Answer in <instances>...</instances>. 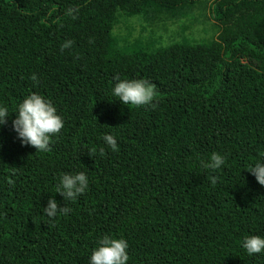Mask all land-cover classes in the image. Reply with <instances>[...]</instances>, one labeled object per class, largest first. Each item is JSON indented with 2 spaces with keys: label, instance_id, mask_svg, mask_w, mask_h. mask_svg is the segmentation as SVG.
<instances>
[{
  "label": "trees",
  "instance_id": "1",
  "mask_svg": "<svg viewBox=\"0 0 264 264\" xmlns=\"http://www.w3.org/2000/svg\"><path fill=\"white\" fill-rule=\"evenodd\" d=\"M196 10L215 38L158 46L115 30ZM114 76L151 82L152 103L122 104ZM32 92L64 122L46 152L11 124ZM0 106V264H89L105 234L126 239L127 264H264L241 246L264 236V186L248 171L264 150V0H0ZM213 151L226 162L205 169ZM80 171L88 188L63 199L59 176ZM49 198L70 211L49 219Z\"/></svg>",
  "mask_w": 264,
  "mask_h": 264
},
{
  "label": "clouds",
  "instance_id": "2",
  "mask_svg": "<svg viewBox=\"0 0 264 264\" xmlns=\"http://www.w3.org/2000/svg\"><path fill=\"white\" fill-rule=\"evenodd\" d=\"M73 9H68L71 15ZM71 40H66L60 45V49L70 48ZM36 81L37 77L33 73L30 77ZM116 81L111 89L114 97L126 105L139 107L152 103L155 96V86L146 79H120L114 76ZM15 117L12 119V128L17 134L20 143L33 146L36 151L46 152L49 147L50 139L57 134L63 127L64 122L57 113L54 104L43 95L32 92L26 95L17 105ZM8 109L0 106V125L5 123L8 117ZM104 143L113 151L117 150V140L111 133H105L102 137ZM101 154L104 149H100ZM226 162V154L213 151L207 162H201L205 169H220ZM248 171L255 177V180L264 186V150L258 153V159L249 166ZM215 183V177H212ZM88 177L82 171L73 173H63L59 176L57 193L61 194L65 200H75L88 188ZM44 214L49 219H55L58 214H67L70 209L61 206L54 198H49L43 206ZM241 246L248 255L264 252V236L245 235L242 238ZM129 245L123 237L116 238L105 234L98 238L95 247L90 252L89 264H127L129 255L127 252Z\"/></svg>",
  "mask_w": 264,
  "mask_h": 264
},
{
  "label": "rangeland",
  "instance_id": "3",
  "mask_svg": "<svg viewBox=\"0 0 264 264\" xmlns=\"http://www.w3.org/2000/svg\"><path fill=\"white\" fill-rule=\"evenodd\" d=\"M213 21L210 20L208 12L196 10L192 17L182 20L161 19L155 23L148 24L141 19L131 18L126 23H119L115 30L121 36L130 33L129 40L152 39L158 46H166L177 42L181 37L193 41H202L211 36L216 37L213 29Z\"/></svg>",
  "mask_w": 264,
  "mask_h": 264
}]
</instances>
